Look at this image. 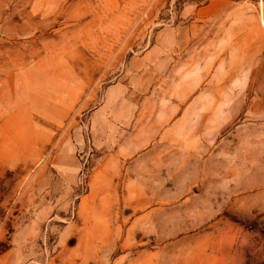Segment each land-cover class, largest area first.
Here are the masks:
<instances>
[{"label":"rangeland","instance_id":"1","mask_svg":"<svg viewBox=\"0 0 264 264\" xmlns=\"http://www.w3.org/2000/svg\"><path fill=\"white\" fill-rule=\"evenodd\" d=\"M0 264H264V0H0Z\"/></svg>","mask_w":264,"mask_h":264}]
</instances>
